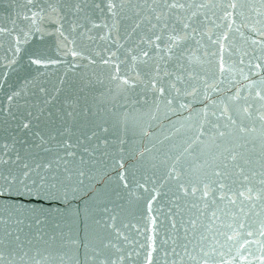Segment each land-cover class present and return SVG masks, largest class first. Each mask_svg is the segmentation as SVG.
<instances>
[{"label": "water", "instance_id": "water-1", "mask_svg": "<svg viewBox=\"0 0 264 264\" xmlns=\"http://www.w3.org/2000/svg\"><path fill=\"white\" fill-rule=\"evenodd\" d=\"M0 264H264V0H0Z\"/></svg>", "mask_w": 264, "mask_h": 264}]
</instances>
